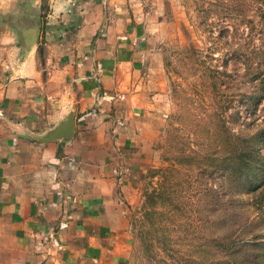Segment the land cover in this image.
<instances>
[{
    "label": "crops",
    "instance_id": "obj_1",
    "mask_svg": "<svg viewBox=\"0 0 264 264\" xmlns=\"http://www.w3.org/2000/svg\"><path fill=\"white\" fill-rule=\"evenodd\" d=\"M119 2L0 0V264H118L127 251L129 120L163 89L142 85L160 69L144 66L146 40L112 34L105 9ZM71 115L73 137L43 141Z\"/></svg>",
    "mask_w": 264,
    "mask_h": 264
},
{
    "label": "rangeland",
    "instance_id": "obj_2",
    "mask_svg": "<svg viewBox=\"0 0 264 264\" xmlns=\"http://www.w3.org/2000/svg\"><path fill=\"white\" fill-rule=\"evenodd\" d=\"M223 1L120 0L105 9L113 35L145 39L157 55L145 57L160 69L142 85L163 89L139 98L142 114L129 120L119 191L127 251L118 264H264V27L250 9L258 31L249 47L224 21ZM239 44L252 66L235 57Z\"/></svg>",
    "mask_w": 264,
    "mask_h": 264
},
{
    "label": "trees",
    "instance_id": "obj_3",
    "mask_svg": "<svg viewBox=\"0 0 264 264\" xmlns=\"http://www.w3.org/2000/svg\"><path fill=\"white\" fill-rule=\"evenodd\" d=\"M228 3L229 0L223 1L222 3V11H224V21L229 22L233 26V33L235 36L242 35L244 36L242 41H245L248 46L250 47V43H254V35L255 32H257L258 24L255 23V19H248V12L250 9H256L258 13V18L260 19V23L263 24L264 27V0H234L231 3H234L233 5L235 7L232 8L231 5ZM245 25L248 29L241 30L240 26ZM225 32L228 34L231 33V30L229 27L225 29ZM262 32V31H261ZM194 48V47H193ZM195 49V48H194ZM250 49V48H249ZM249 49H244L241 47V44H239V51L235 52V57H238V54L240 53V56L242 53L246 56V61L248 65H251V57L249 55ZM243 152V150L240 151V154Z\"/></svg>",
    "mask_w": 264,
    "mask_h": 264
},
{
    "label": "water",
    "instance_id": "obj_4",
    "mask_svg": "<svg viewBox=\"0 0 264 264\" xmlns=\"http://www.w3.org/2000/svg\"><path fill=\"white\" fill-rule=\"evenodd\" d=\"M75 131L74 116H69L68 119L55 129L47 138L43 139L44 142L55 141L62 138H71Z\"/></svg>",
    "mask_w": 264,
    "mask_h": 264
}]
</instances>
